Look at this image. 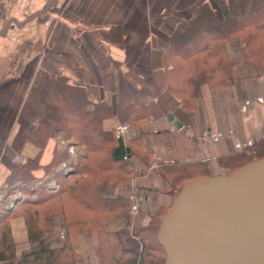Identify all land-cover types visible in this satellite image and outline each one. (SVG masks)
Here are the masks:
<instances>
[{
  "label": "crops",
  "instance_id": "crops-1",
  "mask_svg": "<svg viewBox=\"0 0 264 264\" xmlns=\"http://www.w3.org/2000/svg\"><path fill=\"white\" fill-rule=\"evenodd\" d=\"M205 3L219 12L218 0H0V191L18 182L11 180L12 173L39 152L32 140L17 148L14 138L22 128L34 131L39 126L45 107L38 90L51 79L85 88L92 103L106 101L111 105L112 118L105 127L130 124L125 143L136 142L134 148L143 150L150 159L160 155L172 159L173 164L208 160L233 152L236 136L243 141L263 138L264 103L254 102L247 114L241 105L264 93V78L240 79L229 86L222 97L226 108L217 105L221 99L209 89L213 97L218 96L212 120L199 111L198 100L191 122L177 112L180 100L168 90L165 53L174 32L187 25ZM134 58L137 68L151 66L140 85L127 75V64ZM243 68L251 70L246 64ZM240 90L246 93L244 100H240L244 97ZM140 112H145L144 118L129 122ZM169 113L183 124L181 129L168 118ZM206 129L233 134L207 143L200 139ZM57 149L62 151L56 133L41 155L42 167L52 161ZM16 156L18 162H14ZM132 159V163L141 164L137 155ZM43 174L42 168L37 170L32 180ZM165 186L160 170L139 176L137 187L145 195L143 213L152 212L165 197L159 190ZM9 222L15 253L20 255L29 250L25 220L15 217ZM106 223L110 230L120 231L131 246L124 222ZM2 235L0 226V239ZM98 246L96 233L80 234L76 249L81 259L77 264H98Z\"/></svg>",
  "mask_w": 264,
  "mask_h": 264
},
{
  "label": "trees",
  "instance_id": "trees-1",
  "mask_svg": "<svg viewBox=\"0 0 264 264\" xmlns=\"http://www.w3.org/2000/svg\"><path fill=\"white\" fill-rule=\"evenodd\" d=\"M218 1L221 12L220 9L216 12L208 3L202 4L187 25L174 32L165 53L168 90L180 100L177 112L187 122H191L196 113L203 85L222 91L243 77L245 64L258 76L264 75V0ZM231 42L238 46L237 57L229 50ZM135 63L136 58L127 64V75L135 85H140L150 74L151 66L137 68ZM114 65L120 66L116 62ZM38 93L45 107L44 116L36 130L20 129L14 144L18 148L32 140L39 146V152L11 175V180L23 184L25 197L15 208L0 215L3 233L0 261L5 264H77V236L96 231L100 237L97 253L101 264H106L105 257L112 254L113 259L121 255L112 259L114 264H164L166 253L158 240V231L161 217L168 210L156 226H147L144 233L141 229L135 232V237L138 239L139 235L140 239L134 247H127L118 231L110 230L105 224L108 220L128 221L134 190L132 156L137 155L143 163L144 173L152 159L143 150L134 148L136 142L127 145L117 138L115 127H105L112 118L111 105L106 101L92 103L85 88L51 79ZM143 115L145 112L135 113L129 122L135 123L144 118ZM59 132H64L78 147L85 145L87 153L75 162L71 174L58 175L57 190L40 188L32 198L34 192L26 185L36 176V171L42 168L46 175L67 158L65 150L57 149L48 165L42 167L40 163L47 142ZM261 158H264V137L251 146L235 148L227 155L165 166L160 168L166 181L164 192H172L176 199L189 181L230 176L241 166ZM15 217L24 218L32 247L20 255L15 253L9 222ZM61 232H65V238L57 240ZM51 234L56 236V243L47 236Z\"/></svg>",
  "mask_w": 264,
  "mask_h": 264
},
{
  "label": "water",
  "instance_id": "water-1",
  "mask_svg": "<svg viewBox=\"0 0 264 264\" xmlns=\"http://www.w3.org/2000/svg\"><path fill=\"white\" fill-rule=\"evenodd\" d=\"M168 118L183 127L172 113ZM158 240L164 264H264V158L230 176L184 184Z\"/></svg>",
  "mask_w": 264,
  "mask_h": 264
},
{
  "label": "rangeland",
  "instance_id": "rangeland-1",
  "mask_svg": "<svg viewBox=\"0 0 264 264\" xmlns=\"http://www.w3.org/2000/svg\"><path fill=\"white\" fill-rule=\"evenodd\" d=\"M219 9H220V12H221V8H220V6H219ZM229 50L233 53V55L234 56H238V54H237V50H238V46L235 44V43H229ZM252 78V77H260V78H264V75L263 76H258L257 75V73L256 72H254L252 69L251 70H249V71H245L244 70V75H243V77L241 78V79H245V78ZM240 80V79H239ZM263 79H261V81H262ZM204 87H203V89H202V91L204 90L205 92L203 93V95H201L200 96V98L198 99V104H199V111H201V112H203V113H205V115H206V119L207 120H212V114L214 113V112H212L211 110H213L214 111V105H215V102L217 101V98H218V96H219V98L221 99V101L220 102H217V105L219 104V105H221V108L222 107H225V104H224V100H223V102H222V97H224V92L228 89V87L227 88H225L224 90H222V91H216L215 90V92H217V94H218V96L217 97H213L212 96V92L209 90V88L206 86V85H203ZM263 89H264V83H263ZM214 91V90H213ZM243 91L244 90H240V94H242V96H244V97H242V98H240V100H244V98H245V95H246V93L244 94L243 93ZM264 91V90H263ZM247 96H249V97H251L252 95L251 94H248ZM259 96H264V93L263 94H259L256 98H250V100H252L253 101V103L254 102H258L257 101V99H258V97ZM237 98V97H236ZM247 100V99H246ZM245 100V101H246ZM244 101V102H245ZM233 103H236V102H233ZM253 103H252V105L250 106V107H252L253 106ZM260 103V102H259ZM262 103H264V102H262ZM244 104V103H243ZM242 104V105H243ZM242 105H241V111H242ZM226 108V107H225ZM250 109L251 108H249L247 111H242L244 114H247L249 111H250ZM236 112V111H235ZM238 112V111H237ZM238 114L241 116L242 114L240 113V112H238ZM226 120V119H225ZM212 131H214V130H212ZM221 132H223L226 136H228V135H232L233 133H232V131H230V133L228 134V133H226L225 131H221ZM225 136V137H226ZM239 139L242 143H248V142H254V143H256V142H258L261 138H259V139H255V140H246V141H243L242 139H240L239 137H237L236 136V139ZM67 139V138H66ZM223 140V139H222ZM211 143H213V142H211ZM73 146L79 151V152H81V154H80V156H79V158L82 156V155H86V153H87V148H86V146L85 145H82V146H80V147H78V145L74 142L73 143ZM235 147V146H234ZM67 156H68V154H67ZM79 158H78V160H79ZM158 158H161V159H163L164 161H166V163L165 164H162L161 166H159V167H157V168H151V166H152V164L149 166V167H147V173L148 172H150L151 170L152 171H154V170H160V168L161 169H163V168H165V166H169V165H173V163H170L171 161H173L172 159H169V158H167V157H163V156H157V157H155V158H152V161H151V163H153L155 160H157ZM137 161L138 162H140L141 164H142V162L140 161V160H138L137 159ZM142 166H143V164H142ZM159 168V169H158ZM143 169H145V167H142V171L140 172V174H137V172H133L134 173V175H133V186H134V188H136V189H134V193L135 192H138V193H142L138 188H137V185H138V178H139V176H142L143 175ZM164 189H166V186L165 187H161L160 188V192H161V194L162 195H165V197H162L161 199H160V202L154 207V210L152 211V212H148V210H145V212L143 213L142 212V210H141V208H142V203L145 201V195H144V193H143V195H144V199L139 203V205H138V212L136 213V214H133L132 213V206H131V208L129 209V217H128V221H119L120 223L121 222H124L125 224V226H126V229L127 230H125L124 231V234L125 233H127V239L130 241V245L131 246H129V245H127V243H126V241L124 240V238H123V236L121 235V233H120V231H118V233L120 234V236L123 238V240H124V244L127 246V247H134V246H136L135 244H136V242H138V239H140V236L138 235V239L135 237L136 236V234H135V232L136 231H138L139 229H141L140 230V232H142V233H144L145 232V230H148L147 229V226H149V225H155L156 226V222L159 220V218L164 214V212H166L167 210L169 211L170 210V207H172L173 206V204H174V202H175V197H174V194L172 193V192H164ZM133 193V194H134ZM132 194V195H133ZM166 194H169V196H170V202L168 203V201L166 202V199H168L169 200V198H167V195ZM172 196V197H171ZM133 205V204H132ZM167 211V212H168ZM166 212V213H167ZM165 213V214H166ZM164 214V215H165ZM164 217V216H163ZM163 217H161V221H162V219H163ZM138 222H137V221ZM140 220V221H139ZM109 221V220H108ZM107 221V222H108ZM117 222H118V220H117ZM136 223H137V225H136ZM106 225H107V227H108V223H105ZM154 226V227H155ZM87 232H92V233H96L97 235H98V232H96V231H87ZM152 232V231H151ZM83 233H86V232H83ZM82 234V233H81ZM80 235V234H79ZM78 235V236H79ZM48 237H51L53 240L52 241H54L55 243L57 242V241H55L54 239H56V236L55 235H53V234H51V235H47ZM77 236V237H78ZM58 237V239L57 240H63L64 238H65V232H61L60 233V235L59 236H57ZM98 238H100L99 237V235H98ZM132 239V240H131ZM77 241V240H76ZM99 247V246H98ZM98 247H97V250H96V256H97V259H98V264H101V260H100V256H99V254L97 253V251H98ZM32 249V247H31V245L29 244V250H31ZM29 250H24L22 253H24V252H27V251H29ZM78 251V250H77ZM78 253H79V260H78V262L80 261V259H81V253L78 251ZM113 255L114 254H112V255H108V256H106L105 257V261L107 262L106 264H114V262H113V260H116V259H118L121 255H115V258L113 259L112 257H113ZM123 258L125 257V256H122ZM113 259V260H112ZM77 262V263H78ZM117 262V261H116ZM2 263H4V262H2ZM5 264V263H4Z\"/></svg>",
  "mask_w": 264,
  "mask_h": 264
},
{
  "label": "built area",
  "instance_id": "built-area-1",
  "mask_svg": "<svg viewBox=\"0 0 264 264\" xmlns=\"http://www.w3.org/2000/svg\"><path fill=\"white\" fill-rule=\"evenodd\" d=\"M258 102L262 103L264 102V96H259L257 99ZM253 101L250 99H247L244 104L242 105V111H247L250 106L252 105ZM131 131V126L128 123H120L115 127V135L117 138L125 140L128 136V134ZM225 134L221 131H212L211 129H206L203 131L200 135V139L203 142L207 143H216L221 141L225 138ZM57 140L58 144L61 147L62 150H65L68 154L67 158L63 161H61L56 167H54L51 172L46 174L45 176L34 179L30 181L26 186L31 191H36L40 188H45L48 191H54L58 188V175H67L70 174L75 170L74 164L77 162L81 152H79L74 146L73 142L70 139H66L64 132L57 133ZM254 142H248V143H242L238 138L234 140V146L236 149H242L247 146L253 145ZM128 156H126L127 158ZM19 161V156H16L14 158V162ZM166 161H164L161 158H158L152 163L151 168H157L161 166L162 164H165ZM170 163H174V161H171ZM141 164H135L132 163L131 169L137 174H140L142 171ZM23 184L21 181L14 182L11 185L5 187V189L0 191V214L2 211H5L12 207L18 198H23L24 192H23ZM131 199L133 201L132 205V213L136 214L138 212V205L139 203L144 199V195L142 193L135 192ZM0 264H4L0 262Z\"/></svg>",
  "mask_w": 264,
  "mask_h": 264
}]
</instances>
